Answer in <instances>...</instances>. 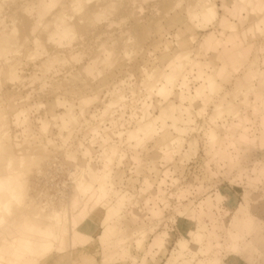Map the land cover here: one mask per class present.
<instances>
[{"label": "rangeland", "instance_id": "obj_1", "mask_svg": "<svg viewBox=\"0 0 264 264\" xmlns=\"http://www.w3.org/2000/svg\"><path fill=\"white\" fill-rule=\"evenodd\" d=\"M255 1L247 0L246 3L240 0H213L211 4L214 5L217 19L208 26L206 31H200L189 18L191 12L188 9L194 8L195 0H148L147 2L123 0L107 8L104 21L90 25L85 31H80L79 39L72 44L73 49H56L59 59H64L67 64L57 67L59 73L55 77L50 78L48 73L46 76H50L49 80L46 79L42 89H38L40 86L38 83L31 84L29 87V84L19 82L11 85L6 75L0 74V95L4 99L0 102V123L5 122L8 125L5 130L9 131V137L7 140H2V145L14 159L9 173L15 178L16 175L13 172L22 171L21 179L24 185L23 205L14 209L12 216L7 218V221H13V227L6 223V226L4 225L1 229L2 235L9 239L18 237L17 231L13 230L26 225V221H32L39 204H48L47 210L53 208L59 211L65 207L69 215L72 214L78 219L77 210L82 207L84 197L80 196V202L76 207L70 208L69 202L76 192L68 173L69 171L71 173L75 164L77 165L83 159L82 153H79V144L84 147L91 146V155L94 158L101 147L99 139H92L88 132L89 128L98 126L100 121L91 120L88 114L100 110L107 103L109 99L105 98L107 91H112L113 86L119 85L121 81L130 79L124 86L118 88L126 97L125 108L123 112L120 111L125 117H120L119 112L111 113L104 119V123L109 128V122L113 121L115 125L112 132L115 134L131 131L138 121H131V124L127 125L128 116L133 111H138L137 114H139L141 107L137 102L143 100L146 94L147 87L143 85L142 70L145 69L158 76L161 67L179 51H191L192 59L196 63L208 62L212 69L216 70L220 66L218 55L223 46L219 48L213 46L211 51L207 52L203 41L209 33L219 36L222 32L218 24L221 20L219 18L225 16L229 19L228 21L235 24V31L240 36V38L237 37L234 31L231 33L232 38L236 37V41L242 44L243 48L250 47L247 61L239 65L240 68L227 69L224 77L218 81L217 92L205 99L194 98V91H199L203 84L196 80L197 75L191 76L190 84L185 90L177 91V87L174 86L175 94L166 101L152 94L147 102L152 114L150 120L167 130L170 138L179 137L182 143L184 142L182 148L176 149L177 152L172 158L159 162L160 152L169 148L168 141L164 142L161 138L149 144L147 142L128 144L125 136L121 140L112 137L119 150L125 153L126 158L132 154L139 155L142 159L141 166L137 167L128 159L116 163L113 175L114 193L98 207L91 205L93 208L87 218L79 222V228L83 230L85 236L84 241L80 242L76 248L70 247L68 237L57 241L56 249L49 253L51 257L44 264H76L77 262L72 261L74 258L72 256L76 255L80 247L88 244H94L98 248L92 257L83 254L80 256V262L85 261L84 264H129L125 260L127 253L114 251L111 248L112 243L134 231L151 226L154 229L149 233L147 242L137 239L125 246L130 247L128 254L137 258L139 263H170L171 251L179 240L185 239L191 252L198 251L202 247V253L194 256L193 262H190L192 256L188 252L184 259L177 261L178 263L173 262L174 264H186L187 261V264H198L199 261L201 264L214 262L216 264H264V146L259 143L264 136V102H262L264 86L261 85L264 73L259 75L258 81L253 82L256 85L255 94L245 100L240 98L242 91L246 90L251 83L248 69L264 71V31L257 33L245 31L253 27L259 18L253 8ZM231 10L234 12L232 13ZM110 21L113 24L110 25ZM16 26L19 30L18 40L24 38L29 40L28 34H23L27 33L29 23L18 22ZM224 35L230 34L227 32ZM219 38L224 43L225 38ZM166 45L168 51H164L163 46ZM45 47L49 53L55 51L52 45L46 42ZM28 48L30 47L25 43L24 56L31 53ZM104 50L111 52L108 61H105ZM71 53L81 54L82 60L76 63L69 60ZM93 58L101 60L98 67L101 74L95 77L85 76L81 67ZM40 60L43 61L40 57L28 62L25 58L19 66L20 76L25 80L30 78L35 73L34 67L41 63ZM192 67L197 72V68L194 65ZM52 86L59 88L57 97L65 99L76 107L80 97H90L97 92L99 99L86 108L85 119L89 125L83 124L84 120L79 117L78 125L71 127L70 131H63L60 135L57 129L59 123L47 114L50 107H55L53 112L57 115L64 112L63 108L53 104L55 96L50 93ZM11 97L15 99L22 97L26 101L21 105L19 104L21 101H16L18 105L10 109L8 102L12 99ZM228 105L234 111H238L239 118L231 119L224 115L215 121L216 124L211 123V125L209 121L214 108ZM26 107L29 108L30 131L36 134L37 139L18 138L21 151H17L13 146L16 140L14 136L20 131L10 125L11 114L19 108ZM244 117H248L247 123L241 120ZM37 119L49 122L47 131H40L41 125L36 122ZM234 124H239L241 127L236 128ZM209 129L215 130L224 149L227 140L237 142L232 149H226L223 158H221L222 155L215 158L205 155L208 146L205 139ZM2 132L4 130L0 133ZM241 134L248 137V144L239 141ZM46 138L52 139L54 146L43 151L41 145L45 143ZM68 154H74L77 162L76 160L68 162L66 159ZM19 157L26 159L25 167L22 169L17 164ZM2 163L0 161V176L8 173ZM89 165L95 174L90 181L95 183L96 179H93L100 172L101 164L94 160ZM165 170L170 173L167 182L171 186L165 188L164 194L160 197L161 200H155L150 193L155 191ZM145 179L152 186L151 192L144 187ZM146 200L149 202L146 203ZM162 201L166 203L165 206L162 205ZM155 206H158L156 209L161 210V215L157 219L151 218L156 213V210H151ZM22 215L26 217L20 219ZM91 222L93 226L86 228L85 225ZM37 224L46 223L39 221ZM162 233L168 234L170 238L160 256L152 259L147 251L152 248V240ZM229 238H231L230 241ZM205 242H209L210 251L204 248ZM110 244L112 245L108 246ZM107 246L110 247L108 250ZM103 252L108 257H105ZM42 259L39 258L35 264H42Z\"/></svg>", "mask_w": 264, "mask_h": 264}, {"label": "bare ground", "instance_id": "obj_2", "mask_svg": "<svg viewBox=\"0 0 264 264\" xmlns=\"http://www.w3.org/2000/svg\"><path fill=\"white\" fill-rule=\"evenodd\" d=\"M122 1L123 0H0V74L6 75L7 81L8 83H11V85L16 82L18 84L19 82L21 84H29V87L31 84L33 85L38 83L40 85L38 89H42L46 84V79L47 81L49 80L48 77L51 76L50 78H52L57 76V74L59 73V69H57V67L63 66L66 63L64 59H59L58 52L56 49H73L72 44L74 41H76V39H79L78 33L80 31H85V29H87L90 25L98 24L101 21H104V19H106L107 8L111 7L114 3ZM147 1L148 0H142V2ZM212 1L213 0H195L194 8L191 9L192 11L188 9V11L191 12L189 13V18L191 22L200 31H206L208 26L211 25L215 21V19H217V13L215 11L214 5L211 4ZM240 1L247 3V0ZM253 8L259 18L257 19V22L253 27L249 28L248 30H245L246 33H257L264 31V0H256ZM234 11H232V13ZM219 19L221 20L218 24H220L219 27H221L222 32L219 33L218 37H224V43L222 42V40H220V38L218 39V37H216L213 33H209L203 41L207 52L211 51L213 46L217 48L223 46L221 52L219 49L220 54L218 55V61L220 63V66L216 70L212 69L210 63L208 62L204 64L196 63L192 59L193 55L191 51H179L175 53L161 67V72L158 74V76H155L153 72L150 73L145 69H141L144 76L143 85H146L147 87L145 89L146 94L143 100H139L137 102L138 105L141 107L139 114H137L138 111H133L134 113L132 112L131 115L128 116V122H126L127 125H130L131 121L137 120V125L131 131H128L126 133H123L122 131L116 134L113 133L112 130L114 128L113 126L115 125V123L113 121H110L108 124L110 127L107 128L104 123V119L111 115V113L119 112L121 114V112H123L125 108L124 102L126 97L122 95L121 90L118 88L124 86L125 82L130 79H126L125 81L123 80L120 82L119 85L113 86L112 91H107V95L105 97L109 98L107 100V103H105L100 110H97L92 114H88V117L91 120L100 121V123H98V126L89 128L88 132L90 136H92V139H99L101 147L98 155H96L94 158L91 155V146L84 147L82 144H79V150L81 151H79V153H82L83 159L81 162H78L77 165L75 164L71 173L70 171L68 173L70 174L69 178H71V182L73 181L74 191L76 192L74 198L71 200V202H69L71 203L70 208L74 209L76 205L80 202V196L84 197L82 207L80 206L81 208L77 210L78 219L72 214V216L69 215L68 209L65 207H62L59 211L54 210L53 208L47 210L48 204H39L37 212L32 217V221H26V225H22L20 229L14 228L15 230L13 231H17L18 237L16 236L9 239L6 236L2 235L1 229L6 223L9 224V226L13 227V221H7V218H10L12 216V214L14 213V209H17L23 205L24 185L21 179V177L23 176L22 171L19 170V172L17 173L16 171L13 172V174L15 173L14 175H16L15 178H13V175L9 173L10 169L12 168L14 159L8 154L7 148L2 145V140H7L9 137V131L5 130L8 125L5 122L0 123V132L1 130H4V132L0 133V161L3 162L2 164L4 165L5 171H8L6 175L0 176V264H35V262H37L39 258H43V261H41L42 264H44V262H46L51 257L49 256V253L52 250L56 249L55 243L57 241H61L62 239L68 237L69 245L71 248H76V246L80 244V242L82 243V241H84L85 236L83 230L79 228V222L87 218L88 214L93 208L91 205H93L94 207H98L102 202L106 201L111 196V194L114 193L115 186L113 183V175L114 166L116 165V163L118 164L128 159L133 162L137 167L141 166L142 159H140V156L137 154H132L131 156H129V158H126L125 153L119 150L116 142L112 139V137L121 140L125 136V141L128 142V144H145V142L149 144L150 142L161 138L164 142L168 141L169 148L164 149L160 152V155L158 157L159 162H164L170 157L172 158L173 154L177 152L176 149L182 148L184 142L182 143V140L179 137L170 138L167 130H164L163 128L157 126V124L150 120L152 114L149 111L150 106L147 102L149 100V97H152V94H155V97H160L165 101L168 100L172 97L173 94H175L173 93L174 86L177 87V91L185 90L188 84H190L191 76L196 75V80L198 82H202L203 84L202 87L199 86L201 87L199 91H194V98L205 99L209 96L214 95L217 92L218 81L219 79L224 77L227 69H236V67H239V65L247 61L250 47L243 48L242 44H239L236 41V37L232 38L231 36V33H234V31L236 30L235 24L228 21L229 19L225 16H220ZM24 21L29 23V29L27 33H23L28 34L29 40H26L24 37L23 40H18L19 30L16 24L18 22ZM111 24L113 23L111 22L110 25ZM227 32L230 34L229 36L224 35V33ZM234 34L237 37L239 36V33L237 34L236 31ZM191 40L193 41V39ZM127 41L129 42V40ZM45 42L49 45H52L55 51L49 53L45 47ZM25 43L27 44V46L30 47L28 49L31 50V53L24 56L23 52L25 51ZM163 47L164 51H168L167 45ZM103 54L105 55V61H108L111 56V52L104 50ZM80 56L81 54L71 53L69 55V60L75 61V63L77 61L79 62V60L81 59ZM40 57L41 59H43V61L41 62L40 60L39 62L41 63L38 66L34 67L35 73L26 80L21 77L19 66L23 62V60L26 58L28 59V62H31ZM100 64V59H90L86 64L81 67V71L85 76L88 77H95V75L99 76L101 74L98 70ZM193 65L197 68V72H195V69L192 67ZM186 68H189V70L187 69V71ZM261 71L262 72H260L259 70L252 71V69H248L247 73L251 75V83L247 87V89L242 91V93L240 94V98L242 100H245L249 98L252 94H255L256 85H254L253 82L255 80H259V75L264 73L263 70ZM38 73L40 76L38 75ZM48 73H50V76H46ZM150 83H152V85ZM261 85L264 86V78L261 82ZM58 90V87L52 86L50 89V93L55 96L53 104L57 105V107L63 108L64 112L57 115L53 112V108L55 107H50L47 114H49L53 120H56L59 123L57 129L60 135L63 131H68L71 127L78 125V121L80 118L84 120L83 124L89 125V122L85 119V115L87 114L86 108L87 106L91 105V103H95L99 99V96L96 94L97 92L93 93L90 97H80L78 99V106L76 107L68 103L65 99L57 97ZM11 98L12 99L8 102L9 108L17 106L18 104H16V101H21L19 102L20 105L26 101V99L22 97L18 99H15L13 97ZM3 100L4 99L1 98L0 95V102H3ZM262 106L263 105H261V107ZM11 115L12 122L10 123V125L14 126L15 128H18L20 131L19 134L14 136L16 140L13 146L14 148H16L17 151H21V145L19 144L20 142L17 140L18 138L23 139L26 137L30 139V137H32L34 139H37L35 138L36 134H33L29 128V108H19L14 111ZM224 115L228 116V118L231 119L239 118L238 111H234L229 105L226 107L217 106L213 110V115L210 118L209 123H215V121L221 119V117H223ZM120 117H125L124 113H122ZM247 118L248 117L241 118L243 123L248 122ZM36 122L41 125H39L40 131L43 132L48 130V121L37 119ZM235 127L240 128L241 126L239 124H236ZM243 130L246 129L243 128ZM207 131L208 132L206 133L205 141L207 142L208 146L205 151V155L209 156V158H215L218 156L221 157V155V158H223L226 149H232L234 144H237L235 140H227V143L225 145L226 147L224 149L222 147V141L214 132L215 130L212 131L211 129H209ZM248 140L249 139L245 134H243L242 137L239 138V141H243L241 143L246 142L245 144H248ZM44 142L45 143L41 145L43 151L47 150L48 147L54 146L52 139L46 138ZM259 143L260 145L264 146V136L262 138V141ZM75 157L76 156L74 154H68L66 159L68 162L75 161ZM93 158L97 161V163L101 164L100 172H98V175L94 176L93 179H96L95 183L90 181L93 175H95L89 165L92 161H94ZM25 162L26 159L24 157H19L17 159L18 167L20 169L24 168ZM169 174L170 173L168 170L163 171L162 177L159 179L158 186L156 187L155 191L152 192L151 184L147 179L144 180V187H146L147 190H150V194L153 199L161 200L160 197L164 194L165 188L171 186V184L167 182L170 177ZM184 193L186 192L184 191ZM57 202H55V204H57ZM145 202L147 203L149 201L146 200ZM162 205L165 206L166 203L162 201ZM57 206L58 205H56V207ZM158 206H155L153 209H151L156 210V213H154V216L151 218L157 219L161 215V210L156 209L158 208ZM25 217L26 215H22L20 219H24ZM39 221H41V223L42 221H44L46 224L38 225L37 223ZM91 226H93L92 222L87 223L85 225L86 228H90ZM153 229L154 228L151 226L146 229L142 228L141 230L134 231L123 239H115L116 241L112 243L113 245L110 244L108 246L112 245L111 248H113L114 251H125L127 253V258H125L127 263L144 264L139 263L137 258L132 255H129L127 251L130 247L125 246L126 244H130L129 242L135 241L137 239L142 242H147L149 233L152 232ZM169 238L170 236L165 233H162L158 237H155L152 240V248L147 251L148 253H146L149 254L152 259L158 258L163 249L166 248L167 241L169 240ZM230 240L231 238H229V241ZM208 244L209 242H205V245H203L206 246L204 247L206 250L210 251ZM108 246L106 248L107 250L108 248H110ZM219 247H221V245H219ZM201 248L198 251L191 252L189 250L188 242L185 239H181L177 242L176 247L171 251L169 260L172 261L166 264H174L173 262H177L181 259H184L185 254L188 252L192 256V260L190 262H193L194 256L198 255L199 253H202ZM110 253L113 252L111 251ZM105 257L108 256L106 255ZM30 258L33 259L31 260ZM84 262L85 261H82L76 264H84ZM187 262L185 263L187 264ZM199 262L198 264H201ZM210 264L216 263L214 262Z\"/></svg>", "mask_w": 264, "mask_h": 264}, {"label": "crops", "instance_id": "obj_3", "mask_svg": "<svg viewBox=\"0 0 264 264\" xmlns=\"http://www.w3.org/2000/svg\"><path fill=\"white\" fill-rule=\"evenodd\" d=\"M229 10H230V8H229ZM94 248H95V250H94ZM98 247L95 245L94 246V244H88V245H85V246H83V247H80L78 250H77V253H76V255L74 256H72V257H74L73 259H72V261H74V262H77V263H79L80 262V256L83 254V255H88V256H91L92 257V254H94V252L96 251V249H97ZM73 263V262H72Z\"/></svg>", "mask_w": 264, "mask_h": 264}]
</instances>
